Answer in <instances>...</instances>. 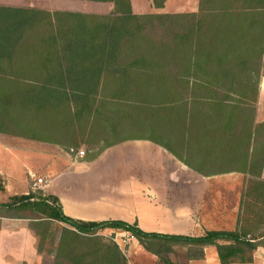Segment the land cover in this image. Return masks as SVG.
I'll return each mask as SVG.
<instances>
[{
	"label": "trees",
	"instance_id": "obj_1",
	"mask_svg": "<svg viewBox=\"0 0 264 264\" xmlns=\"http://www.w3.org/2000/svg\"><path fill=\"white\" fill-rule=\"evenodd\" d=\"M93 1H111L115 10L102 15L0 5V128L11 122L23 135L55 141L64 123L93 125L107 114L128 119L144 130L135 137L169 142L161 145L195 170L203 168L193 165L197 154L218 172L254 176L244 197L258 210L244 220L242 198L236 229L165 234L137 222L75 219L58 196L38 189L0 203L12 214L4 215L32 220L36 235L50 221L69 225L49 250L55 264H129L115 235L100 234L105 229L129 232L157 264H176L169 255L177 248L186 250L188 264L204 258L208 245L222 264L252 262L264 246V121L256 120L264 0H200L197 12L165 14H135L131 0ZM151 19L168 23L165 37L148 33ZM170 142L178 147L168 148Z\"/></svg>",
	"mask_w": 264,
	"mask_h": 264
},
{
	"label": "crops",
	"instance_id": "obj_2",
	"mask_svg": "<svg viewBox=\"0 0 264 264\" xmlns=\"http://www.w3.org/2000/svg\"><path fill=\"white\" fill-rule=\"evenodd\" d=\"M22 1L0 2V5L102 15H110L115 10L111 1ZM87 2L93 4L92 9H85ZM131 4L133 13L148 14L136 11L134 0H131ZM260 87H264V77ZM261 92L259 90L257 118L263 108ZM262 121L264 119L257 120ZM146 137L113 145L93 158H62L57 162L59 164L53 160L54 164L43 172L48 193L59 197L67 215L85 221L124 220L137 222L147 232L187 236H201L212 229H232L230 225L238 221L240 197L236 196L232 204L227 192L230 193L233 187L239 189L242 185L239 182L241 175L246 174L240 171H209L211 163L208 160L201 162L197 154L192 158L193 165L201 164L203 168L202 172L195 170L161 145L169 142L157 140L162 142L159 144ZM177 147L173 142L168 146ZM27 150L30 153L39 152L37 147ZM16 152L17 149L0 144L1 176L7 177L14 172L15 162L7 156L18 157ZM23 168V189L17 191L10 178L4 177L6 182L0 203L6 202L14 194L30 190L29 180L32 184L31 176L36 171L29 165ZM162 172L166 178H152L153 174ZM12 218L8 223L5 222L8 216L0 214V264H45L46 259H51V264H54L53 255L37 251L33 232L20 220ZM128 236V242L133 246L127 252L124 251L129 264H157L158 257L155 254L147 251L130 233ZM204 252V258L191 259L188 264H222L214 245L206 246ZM229 264H264V246L254 251L252 262Z\"/></svg>",
	"mask_w": 264,
	"mask_h": 264
},
{
	"label": "rangeland",
	"instance_id": "obj_3",
	"mask_svg": "<svg viewBox=\"0 0 264 264\" xmlns=\"http://www.w3.org/2000/svg\"><path fill=\"white\" fill-rule=\"evenodd\" d=\"M14 2L22 0H0V2ZM199 2L200 0H134L135 9L139 12H144L148 14H165V13H181V12H197L199 10ZM90 4V5H89ZM93 4L90 2L85 3V9H92ZM152 21V22H151ZM148 33L155 39L165 37L166 33H168L167 25L168 23L161 19L150 20ZM262 90V92H261ZM261 104L263 105L260 116L256 120L264 119V87L261 89ZM259 114V113H258ZM114 116L111 118L109 114L99 117L93 125L92 122L89 121H81L77 122L73 125H68L66 127V123L62 125L60 128L61 133L54 132L53 136L55 141H45L39 140L36 138L28 137L23 135L21 131L16 129V127L10 122L6 124L5 127L0 128V144L17 149L16 156L8 155L7 158L13 160L15 162V169L12 175L7 176L8 179L15 184L16 190L21 191L24 186V168H35L36 173L34 172V176L37 178H41V182H39L36 186H31V181L29 180V188L32 191H37L41 189L43 192L48 193L47 190V179L43 172L48 171L49 166L54 164L53 160H55L56 164H59V160L62 158H93L95 155L102 153L109 144L117 145L126 141H135L139 140L135 137L137 134H143L144 130H140L137 128L135 124H131L128 122V119H122L120 122ZM119 122V123H118ZM111 145V146H113ZM110 146V147H111ZM37 147L39 152H28V148ZM81 152H84L81 154ZM11 154V153H10ZM2 159V157L0 156ZM1 161V160H0ZM5 161V159L3 160ZM183 163V162H182ZM177 165H181L176 162ZM176 165V166H177ZM209 171H217L214 167H211ZM5 176L0 175V197L1 192H3ZM153 179L157 178H166V174L164 172L153 174ZM241 180H239L240 188H232V191L228 193L227 196H231L230 202L235 203L236 196L237 198H243L244 210L242 216L244 220H249L253 217L252 212L254 210H258V208L252 207L251 203H253L252 197H244V194L247 192L249 187V182L252 177L251 175H241ZM11 182V183H12ZM11 188V184H9ZM12 190V189H11ZM228 198V197H227ZM228 200V199H227ZM248 203H250L248 205ZM241 212V209H240ZM12 215L7 210L4 211L0 208V214ZM23 215L32 217L34 214L30 211L23 212ZM11 217L5 222H11ZM18 219L22 222L23 225L28 227L31 232H33L36 237V247L39 245L42 249V254L51 255L49 250L56 248V244L58 243L61 231L64 226H69L64 223H60L57 221H50L48 224L43 226L39 230V235L30 228L33 226L35 222L30 219H21V218H12ZM1 221V220H0ZM232 229H236L239 227L238 221L236 224L232 223L230 225ZM100 234L105 236L115 235V240L121 244L122 249L124 251H128L131 244L128 242V234L125 231L115 230V229H105L100 231ZM177 251L170 254L169 256L176 262V264H186V250L182 248H177ZM54 256V254H52ZM51 259H46L45 264H51ZM55 264V259H54Z\"/></svg>",
	"mask_w": 264,
	"mask_h": 264
},
{
	"label": "built area",
	"instance_id": "obj_4",
	"mask_svg": "<svg viewBox=\"0 0 264 264\" xmlns=\"http://www.w3.org/2000/svg\"><path fill=\"white\" fill-rule=\"evenodd\" d=\"M84 153V152H81V154ZM32 179H33V182H32V186H36L39 182H41V178H37L35 177L34 175L31 176Z\"/></svg>",
	"mask_w": 264,
	"mask_h": 264
}]
</instances>
